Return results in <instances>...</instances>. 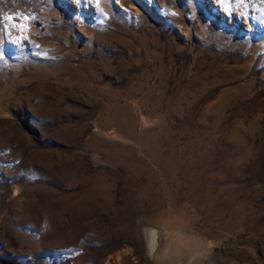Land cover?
Returning <instances> with one entry per match:
<instances>
[{
  "label": "rangeland",
  "instance_id": "rangeland-1",
  "mask_svg": "<svg viewBox=\"0 0 264 264\" xmlns=\"http://www.w3.org/2000/svg\"><path fill=\"white\" fill-rule=\"evenodd\" d=\"M0 264H264V0H0Z\"/></svg>",
  "mask_w": 264,
  "mask_h": 264
},
{
  "label": "bare ground",
  "instance_id": "bare-ground-1",
  "mask_svg": "<svg viewBox=\"0 0 264 264\" xmlns=\"http://www.w3.org/2000/svg\"><path fill=\"white\" fill-rule=\"evenodd\" d=\"M151 233V232H150ZM152 237V236H151ZM152 238H154V237H152ZM162 238V237H161ZM149 240V239H148ZM160 243V242H159ZM166 244V243H165ZM158 245V244H157ZM168 246V245H167ZM159 247H160V245H159ZM164 248V247H163ZM155 249V248H154ZM159 255V254H158ZM157 260V259H156Z\"/></svg>",
  "mask_w": 264,
  "mask_h": 264
}]
</instances>
